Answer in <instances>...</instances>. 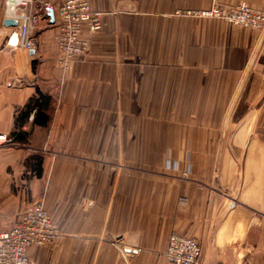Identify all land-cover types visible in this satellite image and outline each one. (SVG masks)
Segmentation results:
<instances>
[{"label":"crops","instance_id":"crops-1","mask_svg":"<svg viewBox=\"0 0 264 264\" xmlns=\"http://www.w3.org/2000/svg\"><path fill=\"white\" fill-rule=\"evenodd\" d=\"M32 1L46 15L30 53L0 0V134L15 138L0 144V229L42 198L60 236L27 264H171V233L199 243L197 264H264V31L182 14L264 0H89L101 28L82 25L87 54L67 69L63 0ZM37 89L47 120L15 126Z\"/></svg>","mask_w":264,"mask_h":264},{"label":"built area","instance_id":"built-area-1","mask_svg":"<svg viewBox=\"0 0 264 264\" xmlns=\"http://www.w3.org/2000/svg\"><path fill=\"white\" fill-rule=\"evenodd\" d=\"M44 10V9H43ZM5 19L17 23L13 45L31 51L36 49L34 35L39 29L45 11H36L32 0H4ZM186 16L219 19L244 28L263 29L264 12L245 3L234 6L213 4L208 9L186 11ZM56 32L53 41L57 49L58 63L63 69L88 51L87 42L81 38L82 25L90 31L101 28V15L91 9L89 0H63L54 11ZM12 37H10L11 40ZM11 139L0 134V144H11ZM167 169L177 170L169 161ZM190 169L180 172L181 179H188ZM184 202V201H183ZM60 236L57 226L43 207L42 201L34 202L23 210L19 221L6 230L0 229V264H27V250L32 246L54 243ZM201 255L199 243L177 233L168 236L164 257L171 264H197Z\"/></svg>","mask_w":264,"mask_h":264},{"label":"trees","instance_id":"trees-1","mask_svg":"<svg viewBox=\"0 0 264 264\" xmlns=\"http://www.w3.org/2000/svg\"><path fill=\"white\" fill-rule=\"evenodd\" d=\"M50 102V98H48L47 96H45L44 94H42L38 89L35 92V96L33 98H31L29 100V102L27 103V105L25 106V108L17 115V117L15 118V126L19 125L21 126V124L23 122H25L29 112L34 110V115H33V122H41L43 123V121H45V119L47 120V117H42L41 119L37 118L38 115V111L42 108V107H46ZM16 128V127H15ZM14 134V133H13ZM9 136V138L11 139V142L14 143L15 142V138ZM35 161H36V174L37 176L40 175V164H41V157L40 155L35 156Z\"/></svg>","mask_w":264,"mask_h":264},{"label":"water","instance_id":"water-1","mask_svg":"<svg viewBox=\"0 0 264 264\" xmlns=\"http://www.w3.org/2000/svg\"><path fill=\"white\" fill-rule=\"evenodd\" d=\"M46 12H47V16L50 19V24H52L53 23V11L51 8H46ZM3 25L5 27L15 28L17 26V23L15 20H12V19H4ZM30 53H33V51L31 50Z\"/></svg>","mask_w":264,"mask_h":264},{"label":"rangeland","instance_id":"rangeland-1","mask_svg":"<svg viewBox=\"0 0 264 264\" xmlns=\"http://www.w3.org/2000/svg\"><path fill=\"white\" fill-rule=\"evenodd\" d=\"M242 3H244V2H242ZM213 4H218V3H213ZM212 4V5H213ZM245 4H247V3H245ZM248 5V4H247ZM226 6H228V5H226ZM234 6V5H233ZM249 6V5H248ZM250 7V6H249ZM251 8H253V7H251ZM208 9V8H207ZM253 9H255V8H253ZM256 10H258V9H256ZM260 11H262V10H260ZM264 12V11H263ZM226 23V22H225ZM232 25V24H231ZM247 29H251V30H254V31H258V32H262V31H264V28L263 29H253V28H247ZM167 169V168H166ZM167 170H171V169H167ZM171 171H173V170H171ZM38 201H42V203H43V199L41 198V199H39ZM43 207H44V203H43Z\"/></svg>","mask_w":264,"mask_h":264}]
</instances>
